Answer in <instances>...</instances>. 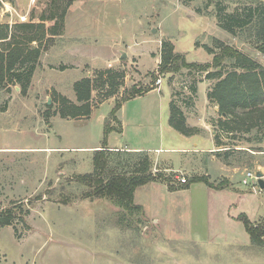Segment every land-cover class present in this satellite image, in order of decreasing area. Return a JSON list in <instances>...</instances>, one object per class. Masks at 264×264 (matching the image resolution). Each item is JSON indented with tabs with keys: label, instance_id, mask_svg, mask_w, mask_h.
<instances>
[{
	"label": "rangeland",
	"instance_id": "rangeland-1",
	"mask_svg": "<svg viewBox=\"0 0 264 264\" xmlns=\"http://www.w3.org/2000/svg\"><path fill=\"white\" fill-rule=\"evenodd\" d=\"M257 1L60 0L59 9L66 11L63 33L54 35L53 22L40 19L50 0H0V23L12 28L43 23L47 31L42 39L21 44L40 50L28 89L0 87V210L30 207L25 224L15 221L0 229V264H264V246L252 244L243 223L231 217L244 213L264 226V190L246 175L264 174V141H255L263 132L237 131L228 138L220 128L224 116L206 97L203 80L210 88L216 79L197 70L159 68L163 41L188 62H211L205 45L215 53L230 45L264 67V54L247 27L234 35L217 18L220 7L222 13L242 12ZM232 65L224 60V73ZM104 70L124 72L110 97L99 78ZM83 77L94 82L90 117H60V95L77 103L73 85ZM193 85L197 95L190 92ZM135 87L158 89L123 102L116 113L121 132L110 131L106 143L164 148L149 152L152 172L162 177L136 188L134 201L144 217L123 228L117 223L119 208L106 199L79 198L74 177L92 171L91 147L102 144L111 109ZM172 99L191 122L206 126L193 127L196 137L168 125ZM215 134L223 144L214 152L201 150ZM177 148L187 150H172ZM193 176L224 187L191 182L171 191L163 180L170 177V185L181 187L182 177L188 183ZM63 195L68 202H60Z\"/></svg>",
	"mask_w": 264,
	"mask_h": 264
},
{
	"label": "trees",
	"instance_id": "trees-1",
	"mask_svg": "<svg viewBox=\"0 0 264 264\" xmlns=\"http://www.w3.org/2000/svg\"><path fill=\"white\" fill-rule=\"evenodd\" d=\"M71 0H67L69 3ZM57 2V3H56ZM60 0H50L49 7L40 15L41 20L52 21L49 33L54 35L63 33L65 8L59 9ZM60 10V11H59ZM217 13L218 24L224 30L236 34L238 30L246 28L250 32L255 47L264 54V1H257L247 5L242 12L238 10L231 13H222L219 8ZM43 23L33 22L20 23L12 28L8 23H0V87L10 84L18 85L20 92L24 93L31 83L33 72L40 56L39 48H29L21 44L23 41H37L46 35ZM18 28L23 32L19 33ZM15 29V30H14ZM204 48L212 54V60L208 63L188 62L182 53H176L170 41H163L160 53V71L177 72L181 68L189 71L205 73V79H216V83L207 91L209 101L215 102L219 112L224 116L220 120V128L226 136L233 137L235 132H251L256 129L262 131L264 136V67L251 57L244 55L230 45H222V52L215 53L210 46ZM233 60L232 70L224 73L223 61ZM214 68L211 70L210 68ZM220 68V69H219ZM124 72L104 70L99 73V78L108 89L105 97L115 95L118 90L119 81ZM73 89L77 103L70 101L67 97L60 95L59 116L62 118H88L91 114L90 100L94 89V82L90 77L77 80ZM152 87L131 88L123 95L122 100L115 103L109 113V118L104 123V140L99 149L93 150L90 172L76 174L74 179L80 185L79 198L106 199L119 208L117 223L123 228L130 227V223L140 224L144 217L143 208L135 203V190L138 186L148 182L159 180L161 174L152 172V161L148 151L111 150L108 148L106 139L110 131L121 130V124L116 113L124 101L142 95L151 90ZM197 86L190 87V92L195 94ZM4 110V109H0ZM112 122H118L120 127H114ZM169 125L179 133L190 136L196 128L186 124V116L181 106L176 105L172 99L169 103ZM259 133V132H258ZM257 134V133H256ZM216 145L223 142L215 134ZM257 143L264 141L256 138ZM169 190L187 187L191 182H204L212 188H223L224 186L214 184L206 176H193L188 183L181 187L170 185V177L163 179ZM37 198H40L38 196ZM68 195H63L60 202L69 201ZM27 204H30L27 202ZM30 213V207L15 204L0 210V229L4 226L14 225L15 221L25 222V217ZM238 219L243 223L249 240L252 244L264 246V226L255 225L250 218L241 213ZM27 226V225H26ZM15 233L19 235L18 229L14 227Z\"/></svg>",
	"mask_w": 264,
	"mask_h": 264
},
{
	"label": "crops",
	"instance_id": "crops-1",
	"mask_svg": "<svg viewBox=\"0 0 264 264\" xmlns=\"http://www.w3.org/2000/svg\"><path fill=\"white\" fill-rule=\"evenodd\" d=\"M34 78H35V72L33 73V75H32V78H31V80H34ZM203 81H205L206 82V84H207V90H206V97H207V91L209 90V88H208V84L209 83H207V81L208 80H203ZM202 81V82H203ZM200 83V82H199ZM198 83V84H199ZM18 86H16V88H17ZM158 89V87H156V88H152L151 90H149L148 92H145L144 94H146V93H149V92H151V91H154V90H157ZM197 89H198V85H197ZM196 93V95H197V91L195 92ZM144 94H142V95H139V96H143ZM139 96H136V97H139ZM170 99H171V97H170ZM207 100H208V98H207ZM169 103H170V101H169ZM184 110V109H183ZM184 112H185V116H186V124L188 125V126H191V127H198V128H203V129H205L206 128V126L203 124V122H191V120H190V117H189V114L184 110ZM121 124V123H120ZM208 124V123H207ZM168 125H169V123H168ZM170 126V125H169ZM171 127V126H170ZM163 128H164V126H163ZM172 128V127H171ZM122 129V128H121ZM174 129V128H173ZM121 132V131H120ZM185 137H187V138H192V137H196V135H190V136H186V135H184ZM210 141H211V146H206V147H203V148H201V150H204V151H206V152H214V149L217 147V145H216V142H215V139L214 138H211L210 139ZM194 145H198V142H195L194 143ZM102 146V144L101 145H97V146H94V147H91L93 150H95V149H99L100 147ZM107 146H108V148L109 149H111V150H129V151H139V150H144V151H148V152H152V151H154V152H160L161 150H163L164 148H155V149H149V148H147V149H145V148H143V147H138V146H136V147H128V146H121V145H116V144H107ZM172 150H177V151H181V152H183V151H185V150H187V148H177V149H172ZM216 190H219V189H222V188H215ZM231 217L232 218H235V219H237V220H239L238 219V215H236V216H234V215H231ZM246 231V230H245Z\"/></svg>",
	"mask_w": 264,
	"mask_h": 264
},
{
	"label": "water",
	"instance_id": "water-1",
	"mask_svg": "<svg viewBox=\"0 0 264 264\" xmlns=\"http://www.w3.org/2000/svg\"><path fill=\"white\" fill-rule=\"evenodd\" d=\"M122 57H125V53L121 54ZM19 89V87H17ZM50 100L48 101V104ZM255 176L257 178V185L261 190H264V174L261 171H256Z\"/></svg>",
	"mask_w": 264,
	"mask_h": 264
},
{
	"label": "built area",
	"instance_id": "built-area-1",
	"mask_svg": "<svg viewBox=\"0 0 264 264\" xmlns=\"http://www.w3.org/2000/svg\"><path fill=\"white\" fill-rule=\"evenodd\" d=\"M159 83H160V80H157V81H156V84H159ZM246 175H247L250 179H252L255 183H257V178H256L254 172H253V173H252V172H247ZM181 182H186V178H185V177H182V178H181Z\"/></svg>",
	"mask_w": 264,
	"mask_h": 264
}]
</instances>
